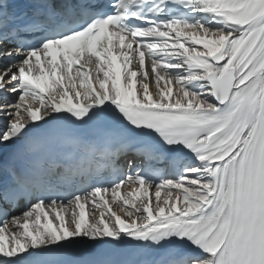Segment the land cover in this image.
I'll return each mask as SVG.
<instances>
[{"label":"snow or ice","instance_id":"1","mask_svg":"<svg viewBox=\"0 0 264 264\" xmlns=\"http://www.w3.org/2000/svg\"><path fill=\"white\" fill-rule=\"evenodd\" d=\"M0 264H264V0H0Z\"/></svg>","mask_w":264,"mask_h":264},{"label":"bare ground","instance_id":"2","mask_svg":"<svg viewBox=\"0 0 264 264\" xmlns=\"http://www.w3.org/2000/svg\"><path fill=\"white\" fill-rule=\"evenodd\" d=\"M130 190V188L128 187V186H126L124 189H123V191H125V192H127V191H129Z\"/></svg>","mask_w":264,"mask_h":264}]
</instances>
